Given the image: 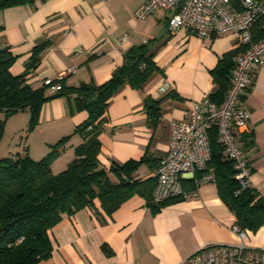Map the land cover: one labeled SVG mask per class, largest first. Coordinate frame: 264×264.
Returning <instances> with one entry per match:
<instances>
[{"label":"crops","instance_id":"obj_1","mask_svg":"<svg viewBox=\"0 0 264 264\" xmlns=\"http://www.w3.org/2000/svg\"><path fill=\"white\" fill-rule=\"evenodd\" d=\"M143 3L36 0L0 10V48H8L15 57L9 68L12 76L24 73L36 45L49 42L38 66L25 76V83L33 90H43L48 99L33 128L29 110L6 119L0 158L17 154L39 161L52 146L69 137L51 163L54 175L62 173L83 141L74 130L88 118L72 90L108 81L123 64L125 53L144 44L143 40L157 67L142 88L125 85L112 96L99 134L98 160L110 182L117 185L126 179L124 174L110 171L111 165L138 162L130 180L143 191L130 196L112 215L95 200L92 207L64 216L48 232L51 256L38 264H189V258L207 245L238 243L232 231L235 215L220 198L215 182L202 184L195 196L163 204L152 200L155 170L169 146L170 122L181 119L194 102L211 95L215 84L210 72L220 57L240 48L238 35L230 32L201 39L184 29L171 33L169 13L164 10L143 21L135 19L134 12ZM126 33L128 40L120 43ZM69 68L74 71L62 81V88L69 92L58 95L43 86L45 79ZM164 83L170 87L160 95ZM148 98L161 101L157 121L144 108ZM240 107L250 111L248 131L241 140L244 145H254L249 156L252 182L264 197V66L253 69ZM182 185L191 193L195 189L193 175H183Z\"/></svg>","mask_w":264,"mask_h":264},{"label":"trees","instance_id":"obj_2","mask_svg":"<svg viewBox=\"0 0 264 264\" xmlns=\"http://www.w3.org/2000/svg\"><path fill=\"white\" fill-rule=\"evenodd\" d=\"M35 1L0 0V10ZM252 39H264V18L253 25ZM48 46L49 42L44 41L34 47L24 73L19 76L9 72L15 57L8 48H0V115L3 116L0 118V140L6 119L18 111H31L30 128L36 125L39 109L48 98L44 97L43 90L30 88L25 83V76L38 66L41 54ZM240 51L239 48L224 54L210 72L215 88L209 99L218 105L225 98L234 68L233 58ZM156 70L153 54L144 43L125 53L123 64L105 83L83 84L72 90L80 108L88 112V118L74 130L83 141L74 149L75 158L62 173L54 175L51 163L69 137L52 146V151L39 161L17 154L0 158V264H38L48 259L52 253L48 232L64 216L92 207L95 200L100 202L107 215H112L130 196L143 191L136 181L130 180L138 162L111 165L110 171L124 174L126 179L117 185L110 182L98 160L99 134L112 96L125 85L142 88ZM66 92L69 91L62 88L58 95ZM160 104L161 101L151 98L144 104L147 115L156 121ZM208 136L212 151L208 166L214 171L220 198L235 215V224L247 232L264 228V197L251 188L235 194L239 185L234 179L232 163L223 157L216 129L210 130ZM102 249L110 253L107 247L102 246Z\"/></svg>","mask_w":264,"mask_h":264},{"label":"built area","instance_id":"obj_3","mask_svg":"<svg viewBox=\"0 0 264 264\" xmlns=\"http://www.w3.org/2000/svg\"><path fill=\"white\" fill-rule=\"evenodd\" d=\"M157 10L169 13L167 27L171 33L184 29L201 39H212L235 32L241 51L233 58L234 68L223 102L218 105L206 97L194 102L181 119L170 122L168 150L155 170L153 202L163 204L195 196L202 184L214 182V171L208 166L212 155L208 133L212 129H216L224 159L232 163L234 179L239 185L235 194L254 189L249 162L254 145L245 146L241 140L248 131L250 111L240 107V101L250 85L253 69L264 66V39H252L253 25L264 18V0H144L134 17L143 21ZM128 38V33L122 35L120 43ZM73 71L69 68L45 79L43 86L59 92L67 73ZM169 87V83H164L158 93L166 94ZM185 174L194 177L195 189L191 193L182 185ZM232 231L237 244L207 245L189 258V264H264V250L246 245L248 232L236 224Z\"/></svg>","mask_w":264,"mask_h":264},{"label":"rangeland","instance_id":"obj_4","mask_svg":"<svg viewBox=\"0 0 264 264\" xmlns=\"http://www.w3.org/2000/svg\"><path fill=\"white\" fill-rule=\"evenodd\" d=\"M248 239L246 245L248 247L264 250V228L256 232H248Z\"/></svg>","mask_w":264,"mask_h":264}]
</instances>
